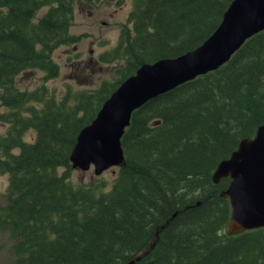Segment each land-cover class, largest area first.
Masks as SVG:
<instances>
[{"label":"trees","instance_id":"trees-1","mask_svg":"<svg viewBox=\"0 0 264 264\" xmlns=\"http://www.w3.org/2000/svg\"><path fill=\"white\" fill-rule=\"evenodd\" d=\"M77 1L0 0V101L14 109L8 121L0 112L9 123L0 130V173L8 174L0 227L15 237L11 264H125L175 211L135 264H264V226L228 234L230 204L219 192L229 177L214 182L211 175L264 122V29L217 68L135 109L114 182L96 192V184L70 181L80 128L142 62L200 44L231 0H132L130 26L122 24L118 43L99 56L119 62L118 78L79 92L74 107L64 108L37 98L39 87L19 88L15 77L33 68L45 79L59 74L53 50L79 39L70 31ZM28 127L33 141L23 138Z\"/></svg>","mask_w":264,"mask_h":264},{"label":"water","instance_id":"water-1","mask_svg":"<svg viewBox=\"0 0 264 264\" xmlns=\"http://www.w3.org/2000/svg\"><path fill=\"white\" fill-rule=\"evenodd\" d=\"M264 29V0H231L216 28L198 45L176 56L142 62L102 101L94 117L78 131L69 159L72 167L86 169L93 163L101 172L124 160L121 136L133 110L148 99L226 62L249 36ZM159 120H155L158 123ZM218 182L229 176L219 194L228 197L230 215L225 231L235 234L264 226V122L253 136L243 137L229 156L220 159L212 171ZM176 214L156 226L150 247L125 264H135L158 240L160 231Z\"/></svg>","mask_w":264,"mask_h":264},{"label":"rangeland","instance_id":"rangeland-1","mask_svg":"<svg viewBox=\"0 0 264 264\" xmlns=\"http://www.w3.org/2000/svg\"><path fill=\"white\" fill-rule=\"evenodd\" d=\"M133 7L132 0H78L74 8L71 33L78 35L79 39L71 45H59L53 50V58L60 66L57 76L43 78L39 69H29L15 77L16 84L21 89L35 90L37 98H54L55 104L64 102L63 107H74L79 92L97 87L103 79L114 80L118 78L119 62H103L100 54L113 48L120 39L122 24L127 22L128 14ZM46 6L40 8L37 15L42 14ZM42 90L44 91L42 93ZM40 99V98H39ZM37 104L38 100H32ZM64 107V108H65ZM14 109L0 101V112L6 116L0 117L9 120V113ZM9 123L0 121V130L5 131ZM33 127L25 128L23 138L27 141L35 139ZM17 150V148H15ZM119 166L109 165L101 172L94 171L93 163L86 169L73 168L70 181L74 186L93 187L108 190L112 185ZM103 183V184H101ZM8 174L0 173V205L6 203ZM15 237L10 236L7 229L0 227V264H11L17 257L14 249Z\"/></svg>","mask_w":264,"mask_h":264}]
</instances>
